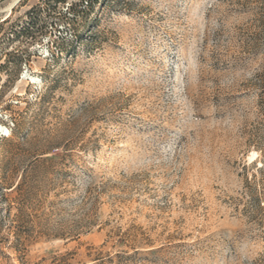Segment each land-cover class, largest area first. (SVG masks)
Returning <instances> with one entry per match:
<instances>
[{"label":"rangeland","instance_id":"1","mask_svg":"<svg viewBox=\"0 0 264 264\" xmlns=\"http://www.w3.org/2000/svg\"><path fill=\"white\" fill-rule=\"evenodd\" d=\"M125 1L78 41L40 0H0V160L12 142L51 153L46 233L17 251L0 203V264H263L264 185L252 215L245 184L264 164L252 0Z\"/></svg>","mask_w":264,"mask_h":264},{"label":"trees","instance_id":"2","mask_svg":"<svg viewBox=\"0 0 264 264\" xmlns=\"http://www.w3.org/2000/svg\"><path fill=\"white\" fill-rule=\"evenodd\" d=\"M252 3L256 11L257 18L255 20L259 23L258 27L264 35V0H252ZM65 4H68V12H64L63 9L60 10L59 8L60 5ZM119 5L127 6L129 4L125 0H40L36 8L39 12H44L45 17H49L48 19L62 20L73 33H76L74 34L75 39L82 41L83 38H81L79 28L83 30L90 28L89 31L93 29L92 27L95 26L98 19L96 15L92 16V14L98 8L103 10L107 7ZM6 22H8L7 18L2 21L3 24ZM47 23L49 22L42 20L39 25L40 29H43ZM28 26L20 27V32L27 31ZM1 139L4 140L5 137L1 136ZM11 144L13 149L8 151L0 160V170L2 172L0 177V203H6L4 218L8 220L7 234L12 235L14 239L13 246L21 252L27 242L46 233L41 224L40 206L42 201L37 198L35 188L37 169L50 160L49 156L46 155L51 153L47 152L49 146L44 150L46 152L34 153L33 155L24 149L21 143L12 142ZM258 170L261 176L259 180L255 173L250 180L245 181L249 193L248 209H250L252 215H257L262 210L260 208V197L254 193H256L255 187L258 183L264 185V164ZM5 190L14 191L16 195L13 198H8ZM262 263L264 264V259Z\"/></svg>","mask_w":264,"mask_h":264},{"label":"bare ground","instance_id":"3","mask_svg":"<svg viewBox=\"0 0 264 264\" xmlns=\"http://www.w3.org/2000/svg\"><path fill=\"white\" fill-rule=\"evenodd\" d=\"M7 131H8V130H7ZM7 131H6V132H7Z\"/></svg>","mask_w":264,"mask_h":264}]
</instances>
